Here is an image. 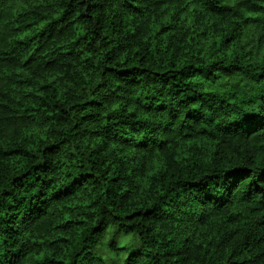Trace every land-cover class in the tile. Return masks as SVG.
Instances as JSON below:
<instances>
[{
    "label": "trees",
    "instance_id": "16d2710c",
    "mask_svg": "<svg viewBox=\"0 0 264 264\" xmlns=\"http://www.w3.org/2000/svg\"><path fill=\"white\" fill-rule=\"evenodd\" d=\"M51 4L47 10L48 0L44 7L39 0H0V264H109L108 253L116 249L122 264H264V126L214 136L207 129L194 131L190 124L179 138L155 144L127 136L114 140L125 153L150 148L161 153L153 156L151 170L143 173L135 190L128 187L123 170L129 175L135 171L137 158L125 159L111 145L87 153L90 159L79 164L72 184L81 176L87 179L74 189L57 187L52 177L60 165L56 156L67 151V137L58 133L71 124L70 131L88 125L96 135L92 129L103 106L97 89L105 73L151 71L154 78L168 77L178 87L186 68L202 71L221 65L233 69L226 75L235 77L247 67L264 89V0H250L248 14L233 12L231 19L222 10L231 12L228 5L221 8L212 0ZM100 36L108 48L102 55L88 50ZM80 52L87 57L83 67L75 63ZM193 58L197 63H190ZM178 91L183 95V89ZM184 99L188 111L183 119L195 124L192 113L200 110V102L196 94ZM104 115L111 119V113ZM78 138L76 134L73 140ZM195 149L212 154L207 162L211 171L206 167L202 177L218 175L215 160L222 157L221 163L230 165L222 171L239 177L236 187L227 198H219L222 202L209 201V210L197 212L194 222L179 213L156 212L168 190L173 191L170 200L179 198L187 208L182 184L200 180L181 181V170L186 176L197 163ZM166 150L175 152V170L161 177L167 170ZM23 177L28 179L20 183ZM85 184L95 186L93 192L103 186L107 207L91 193L75 199ZM198 195L196 188L189 192L194 201ZM37 203L45 204L38 215ZM173 228H181V238L172 235ZM116 233L121 235L114 243ZM146 233L154 244L143 239Z\"/></svg>",
    "mask_w": 264,
    "mask_h": 264
},
{
    "label": "clouds",
    "instance_id": "9594fccd",
    "mask_svg": "<svg viewBox=\"0 0 264 264\" xmlns=\"http://www.w3.org/2000/svg\"><path fill=\"white\" fill-rule=\"evenodd\" d=\"M250 0H212L214 5L222 8L223 5H228V9H222L226 15L225 19H231L232 13L237 15H247V7ZM42 7L45 6V0H39ZM51 0H48L47 10H51ZM220 19L219 17L217 18ZM253 28L255 26H252ZM99 31V28H98ZM111 39L109 33H105ZM253 38V37H250ZM264 39V36L261 37ZM103 36L98 37V40L89 46L88 50L98 52L102 55L108 51ZM99 56H94L93 60L98 59ZM87 59L85 52L75 54V63L81 67L84 66ZM190 63L195 64L197 61L193 58ZM88 67H93V62H87ZM72 65L70 64L69 67ZM103 63L101 65V70ZM151 67H158L156 64ZM203 67V66H202ZM233 69H225L221 65H216L212 68H203L198 71L196 68H186L181 74L178 87L170 81L168 77H156L154 73L149 71L147 73L137 74H120L113 75L108 72L102 78L103 86L97 89V95L103 101V106L97 109L100 115L96 118V125L94 131L96 135L92 136L88 125H82L80 128L71 129V124L65 127L64 132L58 133L60 138L67 137L68 143L65 145L67 151L63 155L56 156L60 161V165L52 173L57 187L70 185V190L85 181L86 177H79L75 184H72L73 177L77 176L78 166L81 163L87 164L90 157L87 153L91 152L95 147L99 152L109 148L120 150V154L127 159L129 156H135L138 160V165H134L135 171L128 174V170L124 169L125 181L128 187L139 188L140 178L145 171L151 170V160L153 156L159 158L161 153L150 148L146 151H129L123 152L121 146L113 141H120L124 137H134L135 140H143L145 144L150 142L155 144L159 140L177 139L183 135L185 128L191 124L194 131H199L201 128L207 129L211 135L221 134H243L250 131L253 127L264 126V89L254 83V77L250 68L240 70V74L235 77L226 75L232 72ZM95 77V73H93ZM215 76V82L208 79V76ZM99 78L93 80V85L97 83ZM178 89H183L181 95ZM204 92V96L199 93ZM261 93V94H258ZM196 94L199 100V111L192 113L193 118L197 123L192 124L191 121L183 119V114L188 111L186 105L187 100L184 96ZM183 101V103L181 102ZM221 101H224L221 103ZM162 105L163 110L157 105ZM104 113H111V119H108ZM140 123L137 124L136 120ZM119 121V123H116ZM79 134V138L73 140V137ZM6 142V141H5ZM197 152V163L187 170V175L181 170V181L200 180L199 184L189 185L182 184L184 192H182L183 199L187 202V208L180 206V200H170L173 194L169 191L168 196H163L159 200V207L155 210L161 214L167 215L172 212L173 215L179 213L181 217L191 218L194 222L196 213H205L209 210V201L222 202V199L227 198L232 189L236 187L239 177L236 173H225L223 168L229 167L227 163H221L222 157H217L215 160L216 171L218 175L203 176L202 172L208 167V160L212 159V154L207 151L195 149ZM116 153H113L115 155ZM174 151L166 150L164 156L167 158V170L161 173V177L167 176L169 172L174 171ZM139 165H143L140 167ZM211 171V168L208 167ZM28 177H23L20 183L27 180ZM93 187L84 185L80 189L75 199H79L81 195L87 196L92 194L93 197H100V204L102 207H107V200L103 196V186L93 192ZM123 189L124 184L119 186ZM192 188L199 190V195L194 201L190 199L189 192ZM153 196H155V182L153 183ZM215 193V195H213ZM203 200L204 206H201L198 201ZM45 208V204L37 203L35 206V213L38 215ZM188 209H191L189 211ZM106 219L111 221V216H106ZM172 235L177 239L181 238L183 232L181 228L171 229ZM112 235V233H109ZM120 233H116V240L118 242ZM140 240V237H136ZM143 239L149 244H154L155 240L147 233ZM175 241L172 247H175ZM163 252V246L159 249ZM100 254V253H98ZM109 264H122V256L119 249L115 253H108ZM157 257V261H159ZM165 259H169L165 257ZM215 259V258H214ZM169 264L171 261L169 260ZM180 264V261H177Z\"/></svg>",
    "mask_w": 264,
    "mask_h": 264
}]
</instances>
